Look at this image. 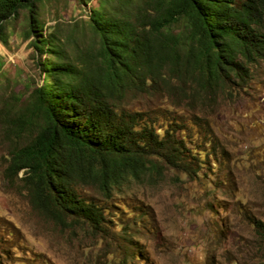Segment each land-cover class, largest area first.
<instances>
[{
  "label": "trees",
  "instance_id": "obj_1",
  "mask_svg": "<svg viewBox=\"0 0 264 264\" xmlns=\"http://www.w3.org/2000/svg\"><path fill=\"white\" fill-rule=\"evenodd\" d=\"M45 1L0 0V44L7 46L8 24L25 16L24 37L43 74L25 98L0 83L4 175L22 173L45 216L104 232L105 214L127 207L131 184L170 169L201 173L207 151L194 142L207 139L211 148V136L194 114L175 111L250 89L264 62V0H98L79 33L60 23L45 32ZM250 225L264 243V223Z\"/></svg>",
  "mask_w": 264,
  "mask_h": 264
},
{
  "label": "rangeland",
  "instance_id": "obj_2",
  "mask_svg": "<svg viewBox=\"0 0 264 264\" xmlns=\"http://www.w3.org/2000/svg\"><path fill=\"white\" fill-rule=\"evenodd\" d=\"M97 1H45L43 29L60 23L81 32ZM24 17L8 24L7 46L0 44V83L25 98L26 86L39 87L43 74L25 40ZM255 73L242 98L175 111L183 119L194 114L211 136V148L207 139L194 142L207 151L201 173L170 169L157 180L131 184L127 207L117 204L105 214L104 232L39 212L19 180L22 173L12 180L4 175L8 146L0 131V264H254L253 256L264 264V243L250 225L264 223V62Z\"/></svg>",
  "mask_w": 264,
  "mask_h": 264
}]
</instances>
